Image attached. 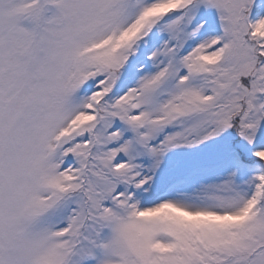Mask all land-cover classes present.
I'll return each instance as SVG.
<instances>
[{"label": "snow or ice", "instance_id": "1", "mask_svg": "<svg viewBox=\"0 0 264 264\" xmlns=\"http://www.w3.org/2000/svg\"><path fill=\"white\" fill-rule=\"evenodd\" d=\"M0 264H264V0H0Z\"/></svg>", "mask_w": 264, "mask_h": 264}]
</instances>
